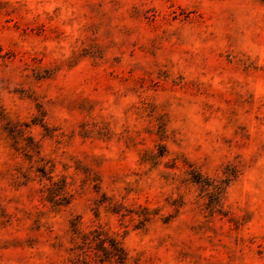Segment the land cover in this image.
Masks as SVG:
<instances>
[{
	"label": "rangeland",
	"instance_id": "1",
	"mask_svg": "<svg viewBox=\"0 0 264 264\" xmlns=\"http://www.w3.org/2000/svg\"><path fill=\"white\" fill-rule=\"evenodd\" d=\"M0 264H264V0H0Z\"/></svg>",
	"mask_w": 264,
	"mask_h": 264
}]
</instances>
